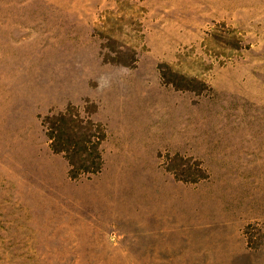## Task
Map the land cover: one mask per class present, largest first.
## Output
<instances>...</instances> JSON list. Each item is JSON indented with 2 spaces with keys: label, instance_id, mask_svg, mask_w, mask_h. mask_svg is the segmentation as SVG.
<instances>
[{
  "label": "rangeland",
  "instance_id": "rangeland-1",
  "mask_svg": "<svg viewBox=\"0 0 264 264\" xmlns=\"http://www.w3.org/2000/svg\"><path fill=\"white\" fill-rule=\"evenodd\" d=\"M0 264H264V0H0Z\"/></svg>",
  "mask_w": 264,
  "mask_h": 264
}]
</instances>
